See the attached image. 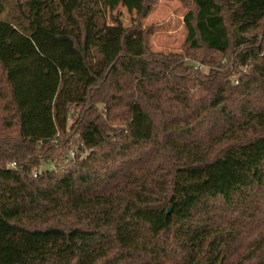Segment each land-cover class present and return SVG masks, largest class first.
<instances>
[{
	"label": "trees",
	"instance_id": "trees-1",
	"mask_svg": "<svg viewBox=\"0 0 264 264\" xmlns=\"http://www.w3.org/2000/svg\"><path fill=\"white\" fill-rule=\"evenodd\" d=\"M180 1L0 0V264H264V0Z\"/></svg>",
	"mask_w": 264,
	"mask_h": 264
},
{
	"label": "rangeland",
	"instance_id": "rangeland-1",
	"mask_svg": "<svg viewBox=\"0 0 264 264\" xmlns=\"http://www.w3.org/2000/svg\"><path fill=\"white\" fill-rule=\"evenodd\" d=\"M187 8L183 6L180 0H157V3L151 8L148 15L141 20V28H152V32L147 38V49L153 54H178L183 53V43L185 38V29L183 26L182 18ZM112 16H117L120 23L124 27L132 25L134 20V14L127 13L123 8L118 7ZM216 60L218 58H215ZM184 64L186 66L193 65L195 70L207 72V67L199 65L193 60L185 59ZM241 72H245L241 69ZM238 72L229 77L231 85L236 86L238 84V76L241 74ZM67 154V153H66ZM69 160L74 161L75 158H84V154L77 153L75 148L68 151ZM68 161H64V165H67ZM53 165H45L46 169H51ZM43 167V166H42ZM44 167V168H45ZM41 168V167H40Z\"/></svg>",
	"mask_w": 264,
	"mask_h": 264
}]
</instances>
